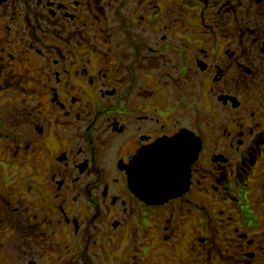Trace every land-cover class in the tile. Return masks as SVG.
<instances>
[{"label": "flooded vegetation", "instance_id": "obj_1", "mask_svg": "<svg viewBox=\"0 0 264 264\" xmlns=\"http://www.w3.org/2000/svg\"><path fill=\"white\" fill-rule=\"evenodd\" d=\"M181 130L188 188L143 199ZM0 264H264V0H0Z\"/></svg>", "mask_w": 264, "mask_h": 264}, {"label": "water", "instance_id": "obj_2", "mask_svg": "<svg viewBox=\"0 0 264 264\" xmlns=\"http://www.w3.org/2000/svg\"><path fill=\"white\" fill-rule=\"evenodd\" d=\"M181 130L170 138H159L133 156L126 165L131 188L143 199L162 202L185 191L191 165L198 156L199 140Z\"/></svg>", "mask_w": 264, "mask_h": 264}]
</instances>
